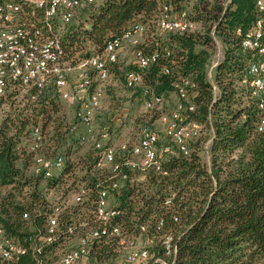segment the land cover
Wrapping results in <instances>:
<instances>
[{
  "label": "trees",
  "instance_id": "16d2710c",
  "mask_svg": "<svg viewBox=\"0 0 264 264\" xmlns=\"http://www.w3.org/2000/svg\"><path fill=\"white\" fill-rule=\"evenodd\" d=\"M4 2L19 5L26 21L41 14L31 0H0V5ZM165 6L174 15L185 12L193 28L161 31L158 21ZM80 11L83 21L61 30L64 62L74 65L79 57L101 52L106 39L132 24L148 27L155 40L148 51L140 44L137 48L146 54L158 52L159 60L142 72V87L160 96L163 105L174 95L170 116L177 102L174 85L187 79L193 85L187 102L194 107L187 122L201 126L199 136L187 143L188 155L164 160L165 175L127 171L129 178L119 179L117 189L108 187L110 201L121 211L116 219L120 236L92 240L88 264H122L127 249L120 238L145 240L148 264H162L156 259L166 264H264V129L258 131L264 111L241 84L258 57L241 47L237 34V29L264 20L255 0H106ZM215 39L223 49L213 76L216 93L207 76ZM130 70H136L135 63ZM142 87L136 88L141 99ZM0 105H6L0 117V228L26 249L15 261L0 264H54L95 226L96 194L101 183L110 185L105 181L111 166H98L94 144L80 143L75 131L81 125L75 115V124L64 115L63 102L51 85L41 90L13 85L0 97ZM107 124L103 126L112 133ZM142 126L152 128L150 122ZM34 127L41 140L31 151ZM158 133L161 143L171 144ZM35 155L61 157L62 172L47 180L34 176ZM81 191L82 201L73 202ZM55 206L61 209L55 239L35 254L33 247L46 236L47 218ZM68 228L73 233L68 234ZM167 234L176 246L171 257L162 246Z\"/></svg>",
  "mask_w": 264,
  "mask_h": 264
},
{
  "label": "built area",
  "instance_id": "2783aa9c",
  "mask_svg": "<svg viewBox=\"0 0 264 264\" xmlns=\"http://www.w3.org/2000/svg\"><path fill=\"white\" fill-rule=\"evenodd\" d=\"M104 1L106 0H31L35 9L41 12L39 17L31 21H26L23 17L19 5L13 2H4L0 5V97L13 85L34 87L37 90L51 85L61 100L75 106V117L84 129L83 135L79 138L80 143H93L99 155L97 165L111 166V175L105 181L110 185L104 187L101 183L102 186L96 194L93 210L95 226L91 228L88 237L79 239L74 250L59 256L54 264H88V247L92 240L119 237L120 228L116 219L121 215V211L110 204L108 187L117 189L119 179L129 178L127 171L145 173L152 170L165 175L164 160L178 153L188 155L187 143L198 137L201 131L198 123L187 122L188 113L192 112L194 107L187 102L188 91L193 85L185 78L179 79L174 85L177 95L174 110L170 116L161 117L164 126L163 136L171 144L161 143L159 133L147 126L139 128L133 141L123 142L118 146L113 144V134L108 127L101 126L96 129L94 121L102 108L104 84L109 78L110 66L117 62L118 54L123 47L136 48L134 51L136 70L127 71L124 75L126 89L142 87V72L159 60L158 52L146 54L137 48L145 29L143 25L132 24L120 35L106 39L100 53L83 57L74 65L64 62L65 51L59 38L62 27L68 25L80 10ZM255 8L257 12L264 14V0H255ZM158 27L163 32L184 33L192 29L193 25L187 20L185 12L174 15L170 8L165 6ZM237 34L241 37V47L254 51L258 57L250 63L241 84L248 87L252 95L257 97L258 108L264 111V20L257 19L247 30L237 29ZM216 49L217 53L212 57L207 72L214 93L217 92V88L213 84V73L223 56V49L217 47V44ZM72 70L75 71V80L70 83L68 77ZM163 72L169 74V69L164 68ZM142 88L145 111L161 109L162 98L147 88ZM263 129L264 117L258 125V131ZM30 138V150L34 151L41 140L38 127L32 128ZM63 167L64 160L61 157L47 159L39 155L33 156L32 173L42 180L56 177L62 172ZM83 194L81 191L74 195L73 202L80 203ZM59 211L61 209L57 206L53 207L46 222V236L39 245L33 247L35 254L40 252L41 247L54 241ZM22 217L26 218V214ZM67 233H73V229L68 228ZM119 244L127 249L122 264H148L149 253L144 246H138L136 241L124 238H120ZM162 246L167 257L175 254L176 246L171 235L163 236ZM25 253L26 249L7 238L0 228V261L12 262ZM155 262L166 264L164 259H156Z\"/></svg>",
  "mask_w": 264,
  "mask_h": 264
},
{
  "label": "rangeland",
  "instance_id": "374dc122",
  "mask_svg": "<svg viewBox=\"0 0 264 264\" xmlns=\"http://www.w3.org/2000/svg\"><path fill=\"white\" fill-rule=\"evenodd\" d=\"M80 12H77L75 19L66 26L70 27L72 24L77 23L78 21H83L80 15ZM83 23V22H82ZM65 26V28H66ZM155 40V37L151 34V30L146 27V30L140 37V47L144 51H148L151 46V42ZM217 47L222 49L220 41L216 40ZM136 48L125 46L119 52L117 57V63L110 67V76L104 84V96L102 99V108L96 114L95 117V127H99L108 124H111L113 144L118 146L123 142L133 141L136 138L139 128L147 122H150L151 127L160 132L163 131L164 126L161 122V117L168 116L169 112L172 109L174 102V95H171L170 100L164 102V105L161 109L157 111L147 112L143 107V100L141 99V93L139 89L129 90L124 86V75L127 71L131 69V66L134 63V51ZM91 51H93L91 49ZM95 52V51H94ZM100 53V51H96ZM217 53V49L215 54ZM79 57L78 59H80ZM69 64V63H68ZM71 65V64H69ZM214 76V73H213ZM69 81L73 83L75 80V71L72 70L69 73ZM63 111L65 116L69 118L72 124H75V106H71L66 101L62 100ZM6 112V105H0V117ZM138 119V120H137ZM107 124V125H108ZM75 133L77 136H81L84 133V130L81 126H77ZM50 193H47L45 198L46 200L50 199ZM110 204L112 202L110 201ZM138 246H146L145 240H137ZM150 246V245H149Z\"/></svg>",
  "mask_w": 264,
  "mask_h": 264
}]
</instances>
